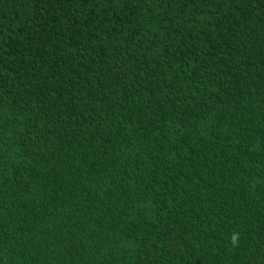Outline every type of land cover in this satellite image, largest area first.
I'll list each match as a JSON object with an SVG mask.
<instances>
[{"label": "trees", "instance_id": "trees-1", "mask_svg": "<svg viewBox=\"0 0 264 264\" xmlns=\"http://www.w3.org/2000/svg\"><path fill=\"white\" fill-rule=\"evenodd\" d=\"M0 264H264V0H0Z\"/></svg>", "mask_w": 264, "mask_h": 264}, {"label": "clouds", "instance_id": "clouds-1", "mask_svg": "<svg viewBox=\"0 0 264 264\" xmlns=\"http://www.w3.org/2000/svg\"><path fill=\"white\" fill-rule=\"evenodd\" d=\"M236 239H237V237H236L235 235H233V237H232V241H233V243L236 242Z\"/></svg>", "mask_w": 264, "mask_h": 264}]
</instances>
